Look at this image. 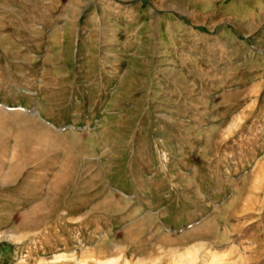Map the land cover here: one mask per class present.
<instances>
[{"label":"rangeland","instance_id":"obj_1","mask_svg":"<svg viewBox=\"0 0 264 264\" xmlns=\"http://www.w3.org/2000/svg\"><path fill=\"white\" fill-rule=\"evenodd\" d=\"M0 264H264V0H0Z\"/></svg>","mask_w":264,"mask_h":264}]
</instances>
